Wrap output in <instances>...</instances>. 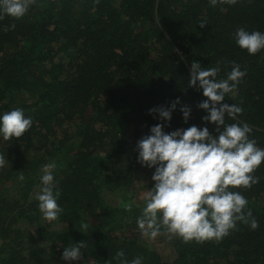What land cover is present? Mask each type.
I'll return each instance as SVG.
<instances>
[{
	"label": "trees",
	"instance_id": "16d2710c",
	"mask_svg": "<svg viewBox=\"0 0 264 264\" xmlns=\"http://www.w3.org/2000/svg\"><path fill=\"white\" fill-rule=\"evenodd\" d=\"M237 27L264 32V0H36L23 18L0 19V113L20 107L33 118L21 138H0V264H66L63 248L82 240L83 258L71 264H118L120 250L143 264H264V162L258 183L232 189L247 198L257 229L238 222L203 243L163 233L157 240L167 236L173 252L165 260L136 226L145 198L135 192L149 191L154 169L137 163L135 145L162 123L148 109L179 97L190 119L177 105L164 130L206 125L216 135L196 107L206 98L187 85L193 60L220 62L217 79L231 61L246 69L222 102L243 111L225 120L249 124L264 148V49L241 50L231 39ZM52 161L63 211L46 222L32 198Z\"/></svg>",
	"mask_w": 264,
	"mask_h": 264
},
{
	"label": "clouds",
	"instance_id": "9594fccd",
	"mask_svg": "<svg viewBox=\"0 0 264 264\" xmlns=\"http://www.w3.org/2000/svg\"><path fill=\"white\" fill-rule=\"evenodd\" d=\"M218 2L235 4L237 0H209L215 6ZM36 0H0V19L10 16L21 19ZM208 24L207 19L198 22L200 28ZM15 28L8 25L4 30ZM231 39L249 55L264 49V32L237 27ZM231 70L226 78L217 79L220 62L213 67H202L193 60L190 65L188 86L198 91L202 99L196 107L206 115L202 122L215 125V133H210L205 125H191L165 131L172 119V113L180 105L184 123L191 115V107L182 104L177 97L167 106L159 105L148 109V113L158 114L162 123L150 126L147 134L137 140L136 160L141 167L154 169L151 180L154 182L145 197L136 226L142 237L153 239L168 233L184 242L203 243L220 240L230 231L237 230L238 222L250 229L259 227V222L248 207V200L234 188H251L259 182L254 175L264 162V148L258 147L251 138L252 127L247 123H226L225 117L235 120L242 113L239 105L222 103L226 95L234 94L240 81L246 76V69L231 61ZM153 118H157L154 116ZM33 125V118L25 115L22 108L16 107L0 113V138L5 141L21 138ZM4 157L0 156V163ZM56 163H46L41 167L38 211L44 219L55 221L63 209L58 204L60 190L55 179ZM23 181L24 176L20 175ZM87 241L71 243L63 248L61 259L66 264L83 258L82 249ZM122 250L117 251L118 264H143V257L131 261L124 258Z\"/></svg>",
	"mask_w": 264,
	"mask_h": 264
},
{
	"label": "rangeland",
	"instance_id": "374dc122",
	"mask_svg": "<svg viewBox=\"0 0 264 264\" xmlns=\"http://www.w3.org/2000/svg\"><path fill=\"white\" fill-rule=\"evenodd\" d=\"M38 193V192H37ZM36 193V194H37ZM120 193L121 192H115L114 196L112 198V202L117 203L118 201H120L122 198L120 197ZM147 192H144V190H141L139 188V190L137 192H135V195H137V197L144 199L146 197ZM36 197V196H35ZM35 197L32 198V201H36ZM37 205V203H36ZM41 214V213H40ZM43 218V217H42ZM44 219V218H43ZM46 222H49L48 220L44 219ZM44 221V222H45ZM152 243L154 244L155 249L158 250V252L160 253L161 257L163 259H169L170 257H172V248L168 245V240H167V236L164 239H158L157 237L152 239ZM59 264H64L63 262L59 263Z\"/></svg>",
	"mask_w": 264,
	"mask_h": 264
}]
</instances>
